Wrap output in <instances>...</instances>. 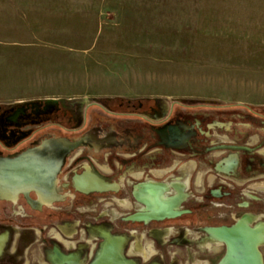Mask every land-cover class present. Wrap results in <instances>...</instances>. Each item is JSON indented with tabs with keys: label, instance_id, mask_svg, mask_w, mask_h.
<instances>
[{
	"label": "rangeland",
	"instance_id": "obj_1",
	"mask_svg": "<svg viewBox=\"0 0 264 264\" xmlns=\"http://www.w3.org/2000/svg\"><path fill=\"white\" fill-rule=\"evenodd\" d=\"M77 98L107 99L110 102L100 105L107 111H121L116 107L119 103L132 110L138 102L152 99L175 111L176 118L186 114L189 119L184 111L193 115L190 122L195 134L181 156L182 151L155 144L154 133L142 122L111 119L98 106L83 103L90 111L87 127L92 132L125 136L119 151L108 149L97 157L89 152L92 166L105 164L113 177L123 175L125 167V190L133 182L128 176L146 171L149 162L155 163L150 170L156 174L175 168L171 176L189 186L187 208L198 210L194 224L137 227L136 232L119 236L123 242L118 264H217L225 246L211 242V237L217 240L212 235L209 240L206 228L239 218L251 227L263 228L264 190L257 187L264 184L260 152L264 153V119L242 108L196 111L174 103L264 108V0H0V106L62 105L60 101ZM50 120L56 125L41 126L40 139L66 136L55 128L69 129L73 124L61 116ZM196 125L201 129L199 136ZM152 144V149L162 150L156 160L147 152ZM223 145L231 151L225 153ZM196 152L197 157L193 156ZM225 156L239 159L238 178L212 170L213 163ZM71 158L59 179L70 192ZM218 179L237 192L247 190L253 196L257 192L255 197L261 202L236 211L238 197L229 198L225 206L213 196L198 194L219 184ZM89 200L63 203L82 224L61 217L47 228L33 226L23 231L24 221L18 218L24 214V206H18L22 202L13 208L0 203V215L11 227L0 264H90L106 242L99 238L100 228L86 227L83 220L110 232V223L133 209L109 197ZM60 208H47L44 216L52 219ZM4 232L0 228V235ZM51 243L62 254L74 255L54 263ZM259 251L264 264V243Z\"/></svg>",
	"mask_w": 264,
	"mask_h": 264
},
{
	"label": "flooded vegetation",
	"instance_id": "obj_2",
	"mask_svg": "<svg viewBox=\"0 0 264 264\" xmlns=\"http://www.w3.org/2000/svg\"><path fill=\"white\" fill-rule=\"evenodd\" d=\"M127 103H130L127 101ZM118 109L121 111H112L110 108L107 109L97 107L103 115L111 119H119L122 121H140L145 124L147 130H151L156 138L155 144H159L160 147L166 148L168 150L182 151L181 156L184 155V151L189 150V146L193 140L192 125L190 122L191 111H184L188 113L190 118L185 117L186 114L182 116L175 117V111H168V108L163 107L156 100H148L147 102H138L137 107L133 106L132 110L128 107L125 108L124 104L119 103ZM126 109L127 111H122ZM172 109V107L170 108ZM189 110L200 111L201 109L214 110V108H184ZM61 114L59 115V112ZM90 111H88V106L71 104L69 106L60 105L57 102H29L12 104L7 107L0 106V186L7 184H22L27 183L32 179L35 174L34 170H29L31 168L30 162L36 160L40 163V158H30L25 157L29 152L39 151L40 146L43 145L46 140H58L65 139L71 144H75L74 148L69 151L67 156L64 158L63 163L55 157L48 158L45 164V180L46 185L49 187L47 193H40L37 196L34 192L29 191L19 192L16 189H0V203L10 204L11 207H16L19 201L22 202L24 206L20 220L24 221L21 227V231L28 230L30 228L43 229L51 226L55 220L56 223L60 221L59 218L65 217L64 220L76 221L80 224L81 220L76 218L72 211L65 210L63 203L68 199L74 201V203L79 204L80 200H87L90 198L95 199L97 197H109L112 201H123L127 206H131L133 209L131 213L116 219L111 222L110 232L106 231L104 228L96 225L92 226L90 221H84L83 225L89 228H100L102 230L100 240L104 245H108L114 241H119L121 244L123 242L122 238L119 236H128L131 232L137 231V227L151 228L153 226L161 225L163 227H170L173 224L189 221L195 223L197 221L198 210L188 209L187 205L190 201V194L188 192L189 186H187L181 178L171 176V173L175 168L162 171L161 174L153 173L150 170L151 167L155 166V163H148L145 168L146 171H140L135 174H130L128 178L132 179L131 184H127L128 189L125 188V167L121 168L123 175H116V177L110 176L109 172L105 170L107 167L103 165L92 166L91 162L88 161L89 152L99 156L103 151L112 150L119 151L124 148L125 136L118 135L114 132L102 135L101 131L92 132V128H88L87 124L89 122ZM174 113V115H173ZM66 118L69 122H72V127L69 129L58 128L62 134L66 136L62 137H49V138H39L40 127L46 124L49 125L51 122L50 118L53 116ZM193 120V119H191ZM194 121V120H193ZM56 124H51V126ZM88 128V129H87ZM100 132V133H99ZM201 132L199 126L196 125V135ZM123 137V138H122ZM158 145V146H159ZM155 145H151L150 149L147 151L149 154H154L151 158L156 160V155H160L162 150L153 148ZM224 146V145H223ZM147 146H144L140 152L143 151ZM83 149V150H82ZM225 153L231 151L227 146L222 147ZM86 150V151H85ZM53 154L55 150L51 151ZM196 152L193 156H198ZM40 156V155H39ZM71 158V164H73L74 170L68 176L69 182L68 186L72 192L65 189L66 187L62 182H59L60 177L63 175V169L65 167L66 161ZM124 157V156H121ZM126 158L129 156H125ZM216 157H218L216 155ZM210 157H207L208 160ZM86 159V160H85ZM90 159V158H89ZM224 159V160H222ZM221 160H216L211 166L212 170L217 173H222L224 176H230L238 178L240 174L238 173L240 168L239 159L235 156L223 157ZM85 160V161H82ZM125 162V160H122ZM107 162V161H106ZM210 162V161H208ZM37 163V164H39ZM83 163V165H82ZM56 166L60 168L58 171H54ZM151 166V167H150ZM200 166V164H199ZM246 169V168H245ZM251 169V168H249ZM120 172V173H121ZM147 172V175H145ZM164 172V173H163ZM177 173V172H176ZM110 176V177H109ZM225 180L228 178L224 177ZM263 178V177H261ZM127 180V179H126ZM214 186H210L209 189H204L199 191L200 195L213 196L214 198L223 202L224 205H228L227 200L232 197H238L239 200L235 201V209L237 210H247L252 204L251 202H261L260 198L255 197V195H249V191L237 192L230 187L226 181L220 179ZM232 180V179H231ZM251 180H242L241 184H246ZM66 182V181H65ZM257 188L264 190V184L259 185ZM124 190L126 196L124 195ZM24 193H26L24 195ZM128 198V200L126 199ZM105 201V200H102ZM93 204L92 202H90ZM54 205H59L61 208L54 212L56 217L48 218L44 216V210L51 208ZM63 208V209H62ZM233 209V210H235ZM248 215V214H245ZM58 217V218H57ZM101 217V216H100ZM2 221V222H1ZM63 221V220H61ZM237 221H244L248 228L251 229H261L262 240L257 245V250L264 243V226L261 227H251L245 219H236L233 223L219 222L217 225L212 224L210 228L213 227H231ZM0 225L1 229L5 232L0 235V259L4 256V250L6 249L9 242V231H11L10 224L6 219H3V215H0ZM5 222V223H4ZM86 223V224H85ZM213 223V221H212ZM241 223V222H240ZM91 224V225H89ZM97 233L96 230H93ZM11 237V236H10ZM209 237V236H208ZM211 237V236H210ZM213 243H217L212 237ZM43 246H47V241L42 239ZM60 244V243H59ZM219 244V243H218ZM101 246L100 250L103 249ZM59 246V245H58ZM224 246V245H223ZM52 253L51 258L55 262L63 263L67 259H71L74 254H62L56 246L52 243L49 246ZM17 249H19L17 247ZM17 249H15L17 251ZM14 250V251H15ZM55 250V253L53 252ZM121 245L118 254H121ZM261 261L263 264V256L260 252ZM99 254L94 259H91L90 264H94L97 260ZM12 263V261H10ZM54 262V263H55ZM114 264V263H106Z\"/></svg>",
	"mask_w": 264,
	"mask_h": 264
},
{
	"label": "bare ground",
	"instance_id": "obj_3",
	"mask_svg": "<svg viewBox=\"0 0 264 264\" xmlns=\"http://www.w3.org/2000/svg\"><path fill=\"white\" fill-rule=\"evenodd\" d=\"M75 144H71L65 139H58V140H46V142L43 143L42 146H40V152L39 151H33L29 152L25 155V157H30V158H40V163L37 162L36 160L30 162V167L31 170H34L35 174L33 175L32 179L30 181H27V183H22V184H7V185H1L0 189H16L19 192H25L27 189L29 191L34 192L37 196H40V193H47L49 188L46 185V180H45V172H46V167L44 163H47L48 158L55 157L58 161L60 160L62 163L64 161V158L67 156L69 151L73 149ZM55 150L54 154L51 152L52 150ZM40 155V156H39ZM39 163V164H37ZM60 167L56 166L54 171H58ZM26 189V190H23ZM40 192V193H39ZM26 193H24L25 195ZM240 223L243 228H246L249 230V234L251 235V240H253V248L254 253H253V260L251 264H262L261 262V257H260V252L257 250V245L261 243L260 241L262 240V231L261 229H251L246 226V224ZM251 229V230H250ZM210 235H212L217 241L221 242V239L217 237L213 232H210ZM115 243V244H114ZM119 241H114L108 245H104L102 251L97 257V260L95 261L94 264H106L108 262L118 264L119 259L121 256L118 254L117 249H118ZM122 246V245H121ZM122 264V263H121ZM125 264V263H124Z\"/></svg>",
	"mask_w": 264,
	"mask_h": 264
},
{
	"label": "water",
	"instance_id": "obj_4",
	"mask_svg": "<svg viewBox=\"0 0 264 264\" xmlns=\"http://www.w3.org/2000/svg\"><path fill=\"white\" fill-rule=\"evenodd\" d=\"M205 231L208 233L209 238L210 232H213L221 239V242L217 243L225 246V253L217 264H251L255 250L253 240H251L249 230L243 228L239 221L231 227L206 228ZM53 252L55 253V250ZM52 260L55 262L53 257Z\"/></svg>",
	"mask_w": 264,
	"mask_h": 264
},
{
	"label": "trees",
	"instance_id": "obj_5",
	"mask_svg": "<svg viewBox=\"0 0 264 264\" xmlns=\"http://www.w3.org/2000/svg\"><path fill=\"white\" fill-rule=\"evenodd\" d=\"M84 102L89 103V105H94L102 108L101 103L110 102L107 99H88V100H75V101H60V103L64 106H69L73 104L77 105H83ZM175 106L181 107V108H202V107H207V108H220V109H231V108H242L247 111H249L252 115L264 119V108H255V107H245L241 105H203V104H196V103H190L186 101H180V102H175Z\"/></svg>",
	"mask_w": 264,
	"mask_h": 264
},
{
	"label": "crops",
	"instance_id": "obj_6",
	"mask_svg": "<svg viewBox=\"0 0 264 264\" xmlns=\"http://www.w3.org/2000/svg\"><path fill=\"white\" fill-rule=\"evenodd\" d=\"M77 99H84V98H77ZM77 99H75V100H77ZM263 155H264V153H263V151H260ZM119 247H120V243H119V245H118V249H117V251L119 250Z\"/></svg>",
	"mask_w": 264,
	"mask_h": 264
}]
</instances>
